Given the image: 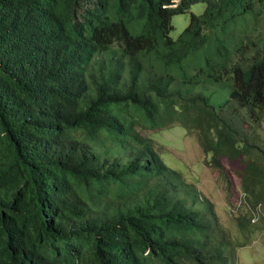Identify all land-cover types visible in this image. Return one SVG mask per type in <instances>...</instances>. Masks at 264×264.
Listing matches in <instances>:
<instances>
[{"label":"trees","instance_id":"obj_1","mask_svg":"<svg viewBox=\"0 0 264 264\" xmlns=\"http://www.w3.org/2000/svg\"><path fill=\"white\" fill-rule=\"evenodd\" d=\"M195 87L228 97L215 106ZM173 122L213 167L242 164L255 215L236 221L252 232L264 0H0V264H230L213 203L140 132Z\"/></svg>","mask_w":264,"mask_h":264},{"label":"rangeland","instance_id":"obj_2","mask_svg":"<svg viewBox=\"0 0 264 264\" xmlns=\"http://www.w3.org/2000/svg\"><path fill=\"white\" fill-rule=\"evenodd\" d=\"M205 4L198 2L183 14L173 15L170 37L173 39L184 30L190 21L191 13L200 15ZM208 96L209 102L220 105L228 92L221 88L195 87ZM140 132L152 140L155 149L172 169L178 171L184 182L192 184L201 196L208 198L214 205L215 212L234 246L230 264H264V221L257 228L246 234L238 228L236 217L243 212L255 215L246 199L240 182L242 164L238 160L220 159L222 171L206 162L210 155L202 150L198 133H188L185 128L173 122L163 129L143 128ZM261 142L264 141V125L259 131ZM254 209V208H253ZM258 212V213H257ZM264 214L261 206L255 209L258 215ZM264 220V218H263Z\"/></svg>","mask_w":264,"mask_h":264}]
</instances>
